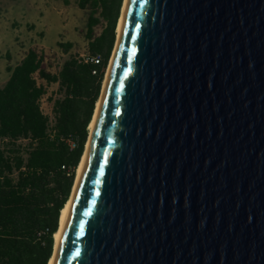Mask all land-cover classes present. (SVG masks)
<instances>
[{"label": "water", "instance_id": "water-1", "mask_svg": "<svg viewBox=\"0 0 264 264\" xmlns=\"http://www.w3.org/2000/svg\"><path fill=\"white\" fill-rule=\"evenodd\" d=\"M53 264H264V0H127Z\"/></svg>", "mask_w": 264, "mask_h": 264}, {"label": "trees", "instance_id": "trees-1", "mask_svg": "<svg viewBox=\"0 0 264 264\" xmlns=\"http://www.w3.org/2000/svg\"><path fill=\"white\" fill-rule=\"evenodd\" d=\"M124 1H78L81 8H91L82 29L85 53L74 54L73 41H59L69 54L59 70L58 54L43 46H30L17 63L7 53L11 76L0 86V264L50 263L117 43ZM98 54L97 63L92 58ZM54 85L57 89H51ZM46 98L52 112L44 108ZM70 137L77 141L74 148Z\"/></svg>", "mask_w": 264, "mask_h": 264}, {"label": "rangeland", "instance_id": "rangeland-1", "mask_svg": "<svg viewBox=\"0 0 264 264\" xmlns=\"http://www.w3.org/2000/svg\"><path fill=\"white\" fill-rule=\"evenodd\" d=\"M78 1L0 0V86H4L11 76L7 69L8 52L13 56V63H17L30 46H43L58 54L56 70L69 57L59 47V41H73L76 45L72 52L85 53L87 41L82 29L87 25L91 8H81ZM57 87L54 85L51 89ZM43 105L52 112V104L47 98Z\"/></svg>", "mask_w": 264, "mask_h": 264}, {"label": "bare ground", "instance_id": "bare-ground-1", "mask_svg": "<svg viewBox=\"0 0 264 264\" xmlns=\"http://www.w3.org/2000/svg\"><path fill=\"white\" fill-rule=\"evenodd\" d=\"M126 3H127V0L124 1V6H123V9H122V15H121L120 20H119L117 43H116V47L114 49V53L112 55V58H111V61H110V65H109V68H108V71H107V74H106V78H105V81H104V84H103V93H104V90H105V87H106V84H107V81H108V77H109L110 69H111V66H112L113 58H114L115 51H116V48H117V44H118V41H119V36H120L121 27H122V22H123V17H124ZM103 93H102V96L100 97V99H99V101L97 103V107H96V110H95V114H94L93 120H92V122H91V124L89 126L90 127V136H89V140L87 142L85 152L83 154L82 160H81L79 168H78L77 177H76V181H75V185H74V188H73L72 195H71L69 201L67 202V204L65 205V207L63 208V210L61 212L60 227H59V230L56 232V235H55L54 254H53L49 264H53L54 260H55V256H56V253H57V250H58V246H59V243H60L64 228H65V224H66V221H67V218H68V214H69L72 202H73V198H74V195H75V192H76V189H77V186H78V183H79V180H80L83 168H84V164H85V161H86V158H87V154H88V151H89L92 135H93V132H94L97 116H98V113H99V109H100Z\"/></svg>", "mask_w": 264, "mask_h": 264}, {"label": "built area", "instance_id": "built-area-1", "mask_svg": "<svg viewBox=\"0 0 264 264\" xmlns=\"http://www.w3.org/2000/svg\"><path fill=\"white\" fill-rule=\"evenodd\" d=\"M85 56V55H84ZM89 58H86V60H88ZM102 59V56L100 54L93 56L92 60H94L95 62H100ZM67 141L69 142V145L71 146V148H74L77 146V141L75 140V138L70 137L67 139Z\"/></svg>", "mask_w": 264, "mask_h": 264}]
</instances>
